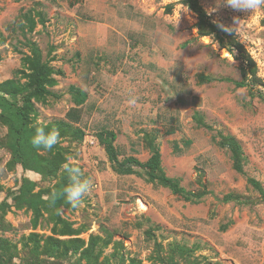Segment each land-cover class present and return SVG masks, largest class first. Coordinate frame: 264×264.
<instances>
[{
	"label": "rangeland",
	"instance_id": "1",
	"mask_svg": "<svg viewBox=\"0 0 264 264\" xmlns=\"http://www.w3.org/2000/svg\"><path fill=\"white\" fill-rule=\"evenodd\" d=\"M181 2L0 0V83L24 82L22 59L29 55L30 43L63 73L50 89L57 97L34 105L35 122H62L84 134L81 142L60 135L56 145L65 163L77 165L81 178L91 182L80 206L63 207L59 215L72 229L84 230L77 238L85 244L90 236L111 237L99 263L128 264L135 259L154 264L156 243L165 249L198 246L195 257L211 264H264V202L246 184L249 178L264 190V100L234 87L233 82L241 81L239 63L211 40L197 37L196 18ZM199 4L212 22L234 32L264 84V9L236 11L222 0ZM167 6H172L170 13ZM26 18L33 21L32 32ZM199 76L216 81L200 84ZM71 86L88 96L80 108L71 101ZM130 97L136 98L135 105L128 103ZM196 115L210 130L197 126ZM102 131L116 135L119 162L133 157L145 163L150 152L143 136L154 135L166 176L188 192L204 187L207 196L199 204L186 203L143 177L116 175L96 141ZM5 135L6 128L0 126V144ZM219 135L239 143L244 175L233 170L229 152L218 146ZM10 161L0 145V204L23 179L36 184L33 194L58 182L20 166L9 169ZM226 195L240 203H222ZM49 218L44 213L32 228V213L12 208L4 219L13 232L3 237L20 251L23 236H53ZM25 254L19 252V259Z\"/></svg>",
	"mask_w": 264,
	"mask_h": 264
},
{
	"label": "trees",
	"instance_id": "2",
	"mask_svg": "<svg viewBox=\"0 0 264 264\" xmlns=\"http://www.w3.org/2000/svg\"><path fill=\"white\" fill-rule=\"evenodd\" d=\"M184 5L196 18L194 29L200 39H209L215 43L220 52H225L230 58L239 63L241 75L240 82H233L236 89H247L251 94L253 92L264 100V84L258 77L256 64L243 46L235 38L233 31H224L219 24L211 21L210 17L204 12L199 4V0H182ZM172 6H167V13L171 12ZM30 24L29 32L34 27L33 21L26 18ZM29 55L22 59L26 72H22L23 83L19 80H7L0 83V126L6 128V135L1 142L9 154L11 161L7 164L9 169L20 166L24 172H33L45 179H58V182L52 189H44L39 194H33L35 183L28 179L21 181L20 188L16 191H8L5 199L0 204V264H15L19 259V252H26L25 257H20L19 264H109L108 260L99 263L102 251L109 246L111 237L102 239L99 236H90L87 244L77 238L84 233L82 228L72 229L60 218V210L63 207H69L63 196V188L70 183L67 172L62 171V165L65 163L63 154L56 145L51 150H37L31 145V138L35 135L37 117L35 104H45L48 97L56 98L50 89L56 86L55 77H63L61 71H55L50 66V61H44L40 50L34 44L28 46ZM213 78L199 76L200 84H210L215 82ZM225 82L230 83L228 80ZM69 94L71 101L76 108L82 107L88 96L82 90L70 87ZM71 121L76 122L77 116L68 115ZM194 120L197 126L210 130L202 119L196 115ZM52 128L59 130L60 135L66 136L81 142L84 134L77 129L71 128L68 124L59 122L47 125L45 131ZM218 146L229 152L232 160L233 170L244 175V158L239 143L232 136L219 135ZM96 141L103 150L111 170L118 176H140L145 182L163 188L172 195L179 197L186 203L199 204L208 192L203 187L198 193L188 192L182 188L179 182L169 178L161 167V157L158 147L154 144L155 136L144 134L143 141L147 145L150 157L145 163H140L133 157H128L119 162L114 147L116 135L112 132L102 131L97 134ZM139 172H138V171ZM143 174H142V173ZM247 186L258 193L261 201L264 202V190L260 183L247 178ZM53 190V192H52ZM2 188L0 187V194ZM9 201L11 203H9ZM222 203L238 202L232 195H226L221 200ZM26 210L33 215L32 228L37 227V221L45 213L53 223L51 233L53 236L42 239L41 237L30 234L22 237L16 244L3 237V234L13 232L10 224L5 222L6 215L11 211ZM148 236L151 233H147ZM67 237L68 240L54 238ZM120 244H114V247ZM154 264H211L205 258L195 257L199 247L187 248L180 245H169L166 249L161 244H154ZM113 258L115 256H112ZM52 261V262H49ZM124 262H121L123 264ZM128 264H141L135 259H131Z\"/></svg>",
	"mask_w": 264,
	"mask_h": 264
},
{
	"label": "clouds",
	"instance_id": "3",
	"mask_svg": "<svg viewBox=\"0 0 264 264\" xmlns=\"http://www.w3.org/2000/svg\"><path fill=\"white\" fill-rule=\"evenodd\" d=\"M223 5L236 11H249L251 13L264 9V0H222ZM224 31H230L229 28L221 25ZM135 97H130L128 103L135 105ZM46 124L36 127L35 135L31 138V145L37 149L51 150L60 142V133L56 128L45 131ZM63 169L67 172L70 183L66 185L62 192L66 202L73 208H77L83 202L91 191V182L88 179H82L81 169L70 162L63 164Z\"/></svg>",
	"mask_w": 264,
	"mask_h": 264
}]
</instances>
